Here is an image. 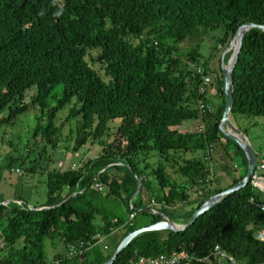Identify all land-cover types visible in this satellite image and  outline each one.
Segmentation results:
<instances>
[{
	"label": "trees",
	"instance_id": "1",
	"mask_svg": "<svg viewBox=\"0 0 264 264\" xmlns=\"http://www.w3.org/2000/svg\"><path fill=\"white\" fill-rule=\"evenodd\" d=\"M245 22L264 24V0H0V129L13 126L19 115L38 106L33 137L45 142L36 152L10 156L8 166L18 162L24 170L36 172L46 145L54 148L61 142L64 123L56 121L65 107H69L65 120L75 121L69 133L74 136L73 150L79 152L88 141L102 144L100 154L80 166L47 171L45 204L0 199V226L6 241L0 264L104 263L123 237L142 227L135 223L139 213L152 216L148 224L161 220L162 213L187 223L214 194L239 182L247 174V156L221 129L226 104L222 66L232 51L224 62L220 57L217 104L207 96L212 79L200 90L203 78L196 66L210 70V61L200 51L209 29L225 27L214 45L223 47V54ZM189 39L196 44L184 49L180 44ZM88 57L101 63L105 77ZM233 76L232 121L237 115H264L261 29H250L244 36ZM29 93L30 101L25 102ZM116 119L121 121L112 133L110 122ZM186 120L201 123L185 131L181 126ZM227 145L235 146L234 154L243 155L247 168L227 186L213 187L218 181L213 152L222 146L233 158ZM149 152L175 166L180 177L170 173L166 164L152 167L138 158ZM187 152L196 155L183 157ZM256 154L259 161L264 148ZM224 168L228 169L227 163ZM112 169L116 175H111ZM134 174L143 183L141 192ZM191 188L198 193L193 200ZM145 191L156 200L159 214L148 211ZM111 195L124 199L127 219L111 217L104 199L99 200ZM263 201L264 193L251 178L191 226L138 235L112 264H128L135 254L155 256L183 249L194 256L190 264H233L226 258L219 261L213 253L215 245L243 264H264ZM133 212L135 218L128 222ZM120 229L123 234L107 249L96 246L73 259L61 255L47 259L48 239L62 240L67 249L70 242Z\"/></svg>",
	"mask_w": 264,
	"mask_h": 264
},
{
	"label": "rangeland",
	"instance_id": "2",
	"mask_svg": "<svg viewBox=\"0 0 264 264\" xmlns=\"http://www.w3.org/2000/svg\"><path fill=\"white\" fill-rule=\"evenodd\" d=\"M224 32V26H220L215 29H209L207 33H205L203 41L200 45V51L203 55V59H208L210 61L209 68L211 71L212 81L209 85L207 96L216 104L220 101L219 94H217V74L219 71L220 62H222L220 61V57L222 56L223 47H221L220 49H215L214 45L217 39L220 38L224 34ZM195 44L196 43L193 39H189L184 43L182 42L180 45L184 49H187L191 46H194ZM92 54L96 55L97 51H92ZM88 59L93 67L96 68L105 77V71L102 68L101 63H93L90 57H88ZM225 64H228V62ZM32 91H30V93ZM30 93L25 98V102L30 101ZM50 102L53 103L54 99L51 98ZM68 110L69 107H65L64 109H62L58 113L56 121L58 125L64 123L60 144L54 148L51 145H46L48 149L46 152H44L42 161H40L36 172L33 173L28 171L27 168L25 170L24 168H22L24 170V173L20 174L16 171H12L8 164L10 162V156L17 157L19 155H22V152L24 154L32 151L36 152L41 149L43 145H45V142L42 141L40 136L35 139L33 137V130L37 122V116L40 114L39 107L32 106L29 111L18 116L13 126H3L0 129V199L13 202L12 200H16L17 198L18 200H22L23 202H25V204L30 206H39L45 204L48 200L46 183L47 171L53 170L55 168L66 170L72 168V166L77 167L80 166L85 159L95 158L100 154V152L102 151V144L96 142L92 143L91 141H88L83 147H81L79 149V152L76 153L73 150L74 136L72 135L71 137H69V133H71V129H75V121L68 122L67 120H65ZM233 120L242 131L245 130L247 132V136L250 139V142L256 153L261 152V150L264 148V115H237L236 117H233ZM120 121V119H116L110 122L112 133H114L117 126L120 124ZM200 123L201 122L199 120H186L182 124L181 129L185 131L195 130L196 127H199ZM28 145H30L29 148ZM222 148V146H219L216 151L213 152L212 162L214 164V167L216 168L215 175L218 177V181L215 180L213 182V187L227 186L232 181V178L241 175L247 168L244 163L243 155L234 154L237 151L235 146H228L227 149L233 155V158L228 157ZM27 149L32 150L29 151ZM156 154L157 153L155 152H149L148 154H139L138 158L144 161H149L152 167H157L159 163H162L164 165L166 164L165 166L170 173H172L175 177H180L177 174V168L175 166L173 167L170 163L167 164L164 159ZM194 154L196 155V153L187 152L182 155L183 157H191ZM197 155H201V152H199ZM179 162L182 163L181 158L179 159ZM225 163H227L228 169L224 168ZM18 165H20V163L14 162V167ZM110 173L113 176L117 174V171L115 169H112ZM152 180V187L156 191L157 184L155 178L152 177ZM181 182L184 183L185 179L182 178ZM189 190L190 192H192L190 199L193 200L195 197H197L198 193L196 190H193V188ZM105 193L106 190L100 193V195L104 196ZM143 199L148 207L156 210L155 208L158 207V205H156L157 202H155L156 200L154 199V197L149 196L147 191L144 192ZM99 200H103V204L109 210L111 217L117 216L124 219L128 218V211L123 198H115L114 195H111V197L107 200L106 198H100ZM151 217V215L139 213L135 219L136 226L147 225L150 222ZM97 221L99 223L102 222L100 216L97 218ZM176 222L183 223L184 221L176 220ZM123 230L124 229H120L116 231L114 235H112L116 238H111V236L108 237V242L106 241L107 244L109 243L108 245L110 246L111 244L115 243L117 239H119L123 234ZM3 250L4 249L0 251L1 256L4 255V252H2ZM66 250L67 249L64 242L60 239H56L55 242L51 241L50 239L46 241V253L47 259L49 261L55 259L57 255H61L63 259L65 257Z\"/></svg>",
	"mask_w": 264,
	"mask_h": 264
},
{
	"label": "water",
	"instance_id": "3",
	"mask_svg": "<svg viewBox=\"0 0 264 264\" xmlns=\"http://www.w3.org/2000/svg\"><path fill=\"white\" fill-rule=\"evenodd\" d=\"M253 28H259L264 31V24H259L255 22H245L237 29L234 37L232 38L229 47L223 52L222 60L224 62V58L229 51H232V55L228 60V64H223V73H224V90H225V109L223 112V117L221 121V129L228 136L234 139L244 150L247 160H248V170L247 174L237 183L228 187L227 189L214 194L210 199H208L203 205H201L198 209H196L191 216L190 220L187 223H178L172 219L168 214L162 213V219L156 221L154 223L147 224L140 228H137L133 231H130L125 237L117 245L113 255L104 263L101 264H112L119 253L138 235L148 232V231H157V230H174L179 231L183 230L189 226H191L194 221L204 214L206 211L213 208L217 205L225 196L230 193L241 189L245 185L249 183L255 168L257 167V154L248 138V136L232 121L230 117V112L233 105V94H234V76L233 71L238 59L242 43L244 40V36L246 33ZM138 183V191L141 192L143 190V183L140 177L137 174H134ZM71 197V196H70ZM70 197L66 198L60 204L64 203L66 200L70 199ZM151 213H157L158 211L148 207L147 208Z\"/></svg>",
	"mask_w": 264,
	"mask_h": 264
},
{
	"label": "built area",
	"instance_id": "4",
	"mask_svg": "<svg viewBox=\"0 0 264 264\" xmlns=\"http://www.w3.org/2000/svg\"><path fill=\"white\" fill-rule=\"evenodd\" d=\"M196 69L199 73H202L203 82L200 87L201 91L205 90V84L209 83L211 80L210 70H206L203 65H197ZM200 106H202L200 101ZM75 168V166H72ZM12 171H16L18 173H24L23 169L19 166L11 167ZM252 183L254 187L264 193V156L257 161V167L255 168L252 175ZM96 186L100 190H104L105 187L101 183H96ZM7 201L6 203H8ZM18 204L20 202L17 201ZM261 209H264V201L260 203ZM135 218V212L130 214L129 221H132ZM264 234V230L261 231ZM109 235L103 234L101 232H97L93 234L88 239H79L74 242H70L68 244L65 257L63 259H73L79 257L81 254L85 253L87 250L92 249L93 247L100 246L104 249H107L109 246L107 244V238ZM6 241L5 237L2 233V228L0 226V251L5 247ZM213 253L216 257H218L219 261L223 258H226L231 261L233 264H243L239 262L233 256H230L226 253L219 245H215ZM194 256L192 253L187 250L176 251L172 253H161L155 256H145L135 254V256L130 260L128 264H190ZM208 260V259H206ZM210 260V259H209Z\"/></svg>",
	"mask_w": 264,
	"mask_h": 264
},
{
	"label": "crops",
	"instance_id": "5",
	"mask_svg": "<svg viewBox=\"0 0 264 264\" xmlns=\"http://www.w3.org/2000/svg\"><path fill=\"white\" fill-rule=\"evenodd\" d=\"M212 101V100H211ZM8 200H6V202H7ZM112 235H114V234H111V235H109V237L111 236V238L112 237H115V236H112ZM116 238V237H115ZM107 242H108V239H107ZM109 244V243H108Z\"/></svg>",
	"mask_w": 264,
	"mask_h": 264
},
{
	"label": "clouds",
	"instance_id": "6",
	"mask_svg": "<svg viewBox=\"0 0 264 264\" xmlns=\"http://www.w3.org/2000/svg\"><path fill=\"white\" fill-rule=\"evenodd\" d=\"M157 211V210H156Z\"/></svg>",
	"mask_w": 264,
	"mask_h": 264
}]
</instances>
